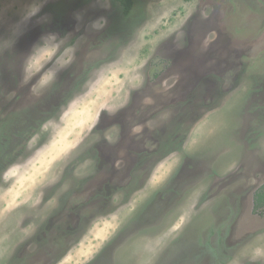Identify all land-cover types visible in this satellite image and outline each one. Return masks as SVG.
Wrapping results in <instances>:
<instances>
[{
    "label": "rangeland",
    "instance_id": "rangeland-1",
    "mask_svg": "<svg viewBox=\"0 0 264 264\" xmlns=\"http://www.w3.org/2000/svg\"><path fill=\"white\" fill-rule=\"evenodd\" d=\"M263 184L264 0H0V264H264Z\"/></svg>",
    "mask_w": 264,
    "mask_h": 264
},
{
    "label": "trees",
    "instance_id": "trees-1",
    "mask_svg": "<svg viewBox=\"0 0 264 264\" xmlns=\"http://www.w3.org/2000/svg\"><path fill=\"white\" fill-rule=\"evenodd\" d=\"M120 8L121 15L127 17L133 8L134 0H115ZM264 206V184L255 192L254 210L257 211Z\"/></svg>",
    "mask_w": 264,
    "mask_h": 264
},
{
    "label": "flooded vegetation",
    "instance_id": "flooded-vegetation-1",
    "mask_svg": "<svg viewBox=\"0 0 264 264\" xmlns=\"http://www.w3.org/2000/svg\"><path fill=\"white\" fill-rule=\"evenodd\" d=\"M144 157H146V156H144ZM149 157H150V156H149ZM149 157L143 160V161H144L143 164H144V163H145V164L147 163V159H149ZM139 159H140V158H139ZM141 159H143V157H142ZM140 165H142V164L139 163L138 166H140ZM134 166H136V165H134ZM261 208H264V206L261 207ZM261 208H260V209H261ZM260 209H259V210H260ZM259 210H257V211H259Z\"/></svg>",
    "mask_w": 264,
    "mask_h": 264
}]
</instances>
